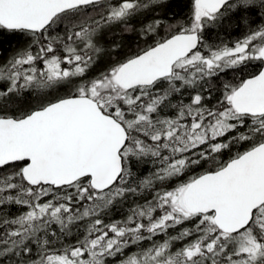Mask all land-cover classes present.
<instances>
[{"label": "snow or ice", "instance_id": "6c2138e0", "mask_svg": "<svg viewBox=\"0 0 264 264\" xmlns=\"http://www.w3.org/2000/svg\"><path fill=\"white\" fill-rule=\"evenodd\" d=\"M0 264H264V0H0Z\"/></svg>", "mask_w": 264, "mask_h": 264}, {"label": "trees", "instance_id": "16d2710c", "mask_svg": "<svg viewBox=\"0 0 264 264\" xmlns=\"http://www.w3.org/2000/svg\"><path fill=\"white\" fill-rule=\"evenodd\" d=\"M11 38L0 36V46L7 47Z\"/></svg>", "mask_w": 264, "mask_h": 264}]
</instances>
